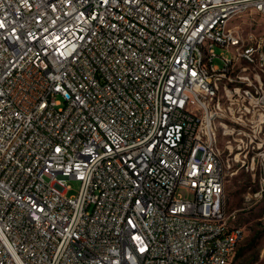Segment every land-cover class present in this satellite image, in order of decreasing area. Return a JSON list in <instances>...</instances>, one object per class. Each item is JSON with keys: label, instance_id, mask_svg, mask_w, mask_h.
Listing matches in <instances>:
<instances>
[{"label": "built area", "instance_id": "obj_1", "mask_svg": "<svg viewBox=\"0 0 264 264\" xmlns=\"http://www.w3.org/2000/svg\"><path fill=\"white\" fill-rule=\"evenodd\" d=\"M254 12L0 0V264H231L229 176L264 197V34L229 24Z\"/></svg>", "mask_w": 264, "mask_h": 264}, {"label": "rangeland", "instance_id": "obj_2", "mask_svg": "<svg viewBox=\"0 0 264 264\" xmlns=\"http://www.w3.org/2000/svg\"><path fill=\"white\" fill-rule=\"evenodd\" d=\"M230 26H240L245 34L253 32L255 35L264 34V15L261 13H248L243 16H237L230 21ZM215 51L218 55L225 54L227 57L233 58V52L226 46H216ZM215 63L223 64V59L220 56L215 58ZM264 118V117H263ZM228 129L232 130L236 123L229 121ZM258 128V127H257ZM264 133V128L262 129ZM261 133V135H262ZM220 145L226 149L228 142L233 137H242L243 135H223L222 129L220 132ZM246 140V139H245ZM246 145V141L243 143ZM73 189L70 194L77 193L79 184L76 181L71 182ZM258 177L254 182L250 173L246 172L245 168H239L237 173L229 176L225 192H226V205L231 219L235 218V223L244 226L245 235L240 242L239 248L242 253L234 255L231 264H264V197L258 202L249 201L247 199L249 192H254L258 189ZM180 194L187 195L184 189L179 190Z\"/></svg>", "mask_w": 264, "mask_h": 264}, {"label": "trees", "instance_id": "obj_3", "mask_svg": "<svg viewBox=\"0 0 264 264\" xmlns=\"http://www.w3.org/2000/svg\"><path fill=\"white\" fill-rule=\"evenodd\" d=\"M242 253V251H241V249L238 247V249L236 250V253H235V255L237 254V255H240Z\"/></svg>", "mask_w": 264, "mask_h": 264}]
</instances>
